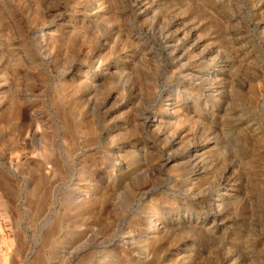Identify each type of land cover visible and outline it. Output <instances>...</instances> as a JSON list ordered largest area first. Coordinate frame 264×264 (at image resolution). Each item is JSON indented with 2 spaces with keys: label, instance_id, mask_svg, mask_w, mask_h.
<instances>
[{
  "label": "rangeland",
  "instance_id": "374dc122",
  "mask_svg": "<svg viewBox=\"0 0 264 264\" xmlns=\"http://www.w3.org/2000/svg\"><path fill=\"white\" fill-rule=\"evenodd\" d=\"M0 95L10 264H264V0H0Z\"/></svg>",
  "mask_w": 264,
  "mask_h": 264
},
{
  "label": "bare ground",
  "instance_id": "6f19581e",
  "mask_svg": "<svg viewBox=\"0 0 264 264\" xmlns=\"http://www.w3.org/2000/svg\"><path fill=\"white\" fill-rule=\"evenodd\" d=\"M58 29V28H57ZM46 37V36H45ZM13 40V39H12ZM11 42V41H10ZM15 43V41H14ZM12 44V42H11ZM46 45V44H45ZM50 45V44H49ZM15 48V47H14ZM43 48V47H41ZM46 48V47H45ZM20 49V48H19ZM47 49V48H46ZM46 52V51H45ZM16 53V52H15ZM13 56V55H12ZM50 57V56H49ZM105 57V56H104ZM105 59V58H104ZM18 60V59H17ZM103 62V61H102ZM95 76H93L94 78ZM81 78V77H80ZM83 78V77H82ZM81 78V79H82ZM79 79V78H78ZM75 81V80H74ZM73 81V82H74ZM77 81V80H76ZM77 85V84H76ZM73 86V85H72ZM76 87V86H75ZM80 88V87H79ZM81 89V88H80ZM2 90V89H1ZM76 90V89H75ZM82 90V89H81ZM64 94V93H63ZM69 94V92H67V95ZM1 96V95H0ZM3 105V104H2ZM18 105V104H17ZM19 107V106H18ZM18 110V109H16ZM19 111V110H18ZM30 156H27V159H31V158H36L37 156H39V153L36 152L35 150L31 151V154H29ZM223 192V191H222ZM217 202V201H216ZM215 202V203H216ZM219 202V201H218ZM153 210V209H152ZM155 214V213H154ZM157 214V213H156ZM155 214V216H156ZM153 217V216H152ZM151 219V218H150ZM147 220V219H146ZM161 220L158 219V217H155V219H151V220H147L145 221V226L149 229L150 227H152V229H150V233L156 231V227L161 225L160 222ZM159 230V229H158ZM157 230V231H158ZM149 231V230H148ZM0 264H10L8 257H0ZM14 264V263H13Z\"/></svg>",
  "mask_w": 264,
  "mask_h": 264
}]
</instances>
